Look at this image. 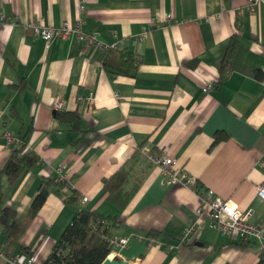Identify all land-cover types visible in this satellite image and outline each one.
<instances>
[{
	"label": "crops",
	"instance_id": "crops-1",
	"mask_svg": "<svg viewBox=\"0 0 264 264\" xmlns=\"http://www.w3.org/2000/svg\"><path fill=\"white\" fill-rule=\"evenodd\" d=\"M78 1L0 0V12L13 19L0 22V169L12 148L8 129L28 133V148L40 158L15 184L0 176V204L24 220L42 180L65 178L29 221L21 237L28 250L19 245L11 253L31 251L35 264H44L87 207L118 216L113 234L129 243L116 257L133 264H259L254 240L225 235L208 219L189 239L183 232L197 217L202 187L233 198L264 223L256 191L264 179V3L250 9L246 0H93L84 31L141 57L124 73L111 68L101 46L85 48L74 36L49 42L28 25L39 16L51 25L75 23ZM166 13L171 24L153 25L139 39L151 16L160 24ZM228 53L231 67L223 62ZM210 80L213 87L204 90ZM56 96L65 100L59 111L75 113L78 122L56 116ZM143 146L175 157L191 180L165 182ZM124 163L130 174L124 189L136 191L120 209L103 180Z\"/></svg>",
	"mask_w": 264,
	"mask_h": 264
},
{
	"label": "trees",
	"instance_id": "trees-1",
	"mask_svg": "<svg viewBox=\"0 0 264 264\" xmlns=\"http://www.w3.org/2000/svg\"><path fill=\"white\" fill-rule=\"evenodd\" d=\"M234 44L235 42L232 40L231 45ZM105 51L108 53V62L111 68L119 72L131 73L141 62L139 54L136 51L133 54L127 51L124 44L116 48H108ZM109 55L114 58L112 62H110ZM230 55L231 53H228L224 56V63L225 60L227 63L231 62ZM227 57L229 58L227 59ZM229 67H231L230 63ZM222 75L224 76V74ZM222 75L220 77H223ZM64 114H69L77 122L79 121L75 113H63L59 110L56 112V116L60 120L64 118ZM219 138L218 133L216 141ZM39 159L38 153L28 148V133L22 134L19 136V141L12 145L11 152L0 169V176L4 174L10 184H15L24 170L36 165ZM129 175V170L124 163L111 176L105 177L103 180L104 186L108 190L107 198L120 209L128 204L136 191V189L130 191L124 189ZM64 183L55 177L44 178L32 201L28 217L24 220L17 219V212L14 208L0 204V233L5 234V244L2 246L6 252L11 254L14 248L19 245L22 249L28 250L25 245L21 244V237L25 233L29 221L43 206L51 189L55 185L61 186ZM118 223L116 215L102 214L92 208L81 207L54 245L44 264H102L111 251L110 236L113 234L114 226L117 227ZM151 233L155 234L156 231L150 230L149 234ZM33 254L34 252L30 251L27 256Z\"/></svg>",
	"mask_w": 264,
	"mask_h": 264
},
{
	"label": "built area",
	"instance_id": "built-area-1",
	"mask_svg": "<svg viewBox=\"0 0 264 264\" xmlns=\"http://www.w3.org/2000/svg\"><path fill=\"white\" fill-rule=\"evenodd\" d=\"M93 0H79L78 9L79 15L77 21L74 23L67 18H63L61 22L56 24H47L44 17L39 16L36 19L31 20L28 25L34 29L35 34L41 36L47 41H52L57 37L70 38L76 37L79 41L84 43L85 48L93 45H99L103 49L116 48L122 45L121 42H115L112 44L102 43L99 39L98 32H86L83 29V24L86 21L87 6ZM247 5L250 9L255 8L259 3H264V0H246ZM172 15L170 13L164 14L162 23L158 24V20L155 16L150 17V27L145 29L140 35L139 39H143L148 35L149 29L153 25H166L172 23ZM13 22V19L0 12V22ZM264 69V66H263ZM213 80L208 81L204 90H209L213 87ZM65 107V100L62 96H56L54 101V109L61 110ZM1 111V109H0ZM4 135L9 145H13L19 141V136L16 135L12 130H6ZM148 157L161 166L164 174L165 182L168 184H175L178 182H189L192 176L183 168H177L176 158L172 155L165 153L155 154L148 146L142 147ZM264 167V161H262ZM62 170V169H61ZM64 181V175L61 174L58 178ZM198 188V187H197ZM200 190V204L196 208L197 217L192 224L184 229L183 237L189 239L197 226L201 222L208 219L210 226L219 230L225 235L236 233L239 235L242 241L254 240L258 245L259 251V264H264V223H259L257 220H252V211L243 210L240 204L233 198L223 197L217 194L213 189L210 188H198ZM257 194L264 200V179L257 184ZM83 203L88 202V195L81 197ZM129 243V238L126 236H118L112 234L110 236L111 251L107 257H115L118 255V248L126 246ZM112 254V255H111ZM0 259L7 261L11 264H35L36 256H25L21 253H8L0 245Z\"/></svg>",
	"mask_w": 264,
	"mask_h": 264
},
{
	"label": "water",
	"instance_id": "water-1",
	"mask_svg": "<svg viewBox=\"0 0 264 264\" xmlns=\"http://www.w3.org/2000/svg\"><path fill=\"white\" fill-rule=\"evenodd\" d=\"M102 264H133L131 261L119 257H107Z\"/></svg>",
	"mask_w": 264,
	"mask_h": 264
},
{
	"label": "bare ground",
	"instance_id": "bare-ground-1",
	"mask_svg": "<svg viewBox=\"0 0 264 264\" xmlns=\"http://www.w3.org/2000/svg\"><path fill=\"white\" fill-rule=\"evenodd\" d=\"M112 255V254H111Z\"/></svg>",
	"mask_w": 264,
	"mask_h": 264
}]
</instances>
